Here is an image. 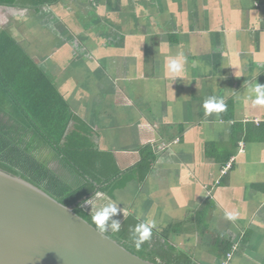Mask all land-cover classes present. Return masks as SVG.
Wrapping results in <instances>:
<instances>
[{
  "label": "crops",
  "instance_id": "1",
  "mask_svg": "<svg viewBox=\"0 0 264 264\" xmlns=\"http://www.w3.org/2000/svg\"><path fill=\"white\" fill-rule=\"evenodd\" d=\"M110 1L85 0L70 19L58 14L67 0L27 9L44 16L37 38L24 15L3 16L26 9L0 6V126L35 122L24 134L34 160L102 185L87 203H116L121 229L154 221L176 254L168 264L229 253V264H264V106L247 99L264 85V0H152L150 24L132 19L135 0H116L105 19ZM212 98L224 110L209 112Z\"/></svg>",
  "mask_w": 264,
  "mask_h": 264
},
{
  "label": "water",
  "instance_id": "2",
  "mask_svg": "<svg viewBox=\"0 0 264 264\" xmlns=\"http://www.w3.org/2000/svg\"><path fill=\"white\" fill-rule=\"evenodd\" d=\"M76 207L0 169V264H155L101 234Z\"/></svg>",
  "mask_w": 264,
  "mask_h": 264
},
{
  "label": "rangeland",
  "instance_id": "3",
  "mask_svg": "<svg viewBox=\"0 0 264 264\" xmlns=\"http://www.w3.org/2000/svg\"><path fill=\"white\" fill-rule=\"evenodd\" d=\"M78 1H80L79 3H77ZM108 1V0H106ZM123 1V0H122ZM124 1H127V2H130V0H124ZM136 3L134 4V7H133V12L134 14H136V16H131L132 19L134 18L135 19V22H142L144 24H150L151 22V17L152 16H147L146 12H145V9L147 10L148 6H150V2H153L152 0H135ZM143 2V4L139 3V2ZM63 2V1H62ZM67 2H69V6L67 4V6L65 7V11L62 10H58V14L61 15V16H64L66 15L68 17V19H70V16H72L73 18H76L75 16H79L82 14L81 11H83L84 7L86 6L87 3H85V0H74L71 1V0H67ZM71 2V3H70ZM113 4H116V0H111L109 2L108 5H110V7L108 6H104L105 7V19H108V17L110 18L111 16H107V14L110 13V9L112 7ZM149 4V5H147ZM102 5H105L104 4H100L99 8L102 7ZM69 7H72L71 9H74V14H70L68 13V8ZM151 7H149V11H150V15H153L155 14V9H152L151 11ZM81 10V11H80ZM90 10H92V8L90 7ZM102 10V9H101ZM99 13H102L103 10ZM159 12V10L157 11ZM76 13V14H75ZM2 14L0 13V16ZM8 16L9 17H14L15 15H24L25 16V27H26V34H29L31 36L30 33H32V35L35 36V38H37V35H38V32L35 30V24H36V20L37 18L35 17H43V15H39L37 16L35 13L34 15L31 14V12H29V10H25V11H21V10H9L7 12H5V14L3 16ZM47 16V15H46ZM101 16V15H100ZM150 17V18H148ZM163 17L162 16L161 18L159 17L158 21L161 22L163 21ZM55 18V17H53ZM52 18V20H54ZM65 18V16H64ZM39 23V21H37ZM36 43H37V40H36ZM149 98H151V94L149 95ZM53 139V142H54V138ZM22 143H24V138L21 140ZM31 148V146L28 147V149ZM30 151V149H29ZM3 165V163L5 162H2L0 161ZM12 167V166H10ZM115 171H116V168L114 167V165H112L111 167H109L108 169H106V172L110 175H115ZM18 173L20 175V177H22L23 179H25L26 181L30 182V183H33L34 185L40 187L42 190H44L46 193H48L50 196H52L54 199L58 200L59 202H65L68 200L69 198V195L70 193L72 192V190H74L76 187H78L77 185L80 183V179L79 178H75L76 179V184H74V181L73 180H68V178L63 174L61 175L58 179H56L55 183L56 184H44V183H47L49 182L47 180V178H39V177H34V176H31V174L25 172L24 170H18ZM54 182V181H53ZM98 205V204H97ZM94 206V205H89L87 211H89L90 213H92L94 216L97 212V210L100 208V206H104L101 202H100V206L98 205V207ZM242 214L238 213V214H234L233 217V222L234 224H238L236 225V227L239 229V226L243 227L241 224V222L243 221V219H245V217L243 216ZM136 221V220H135ZM134 221V219H130V221H128L126 223V225L121 229V231L119 232H116V233H113L111 231L112 234L118 236V233L119 235L123 232H126L130 238L128 241H124L126 242V247L130 250H132L133 252H135L139 257L141 256L143 259L145 260H150V261H153L155 262V264H168L167 260L170 259L172 261H176L175 258H173V256H176V254L174 252H171L167 249L164 248V245L163 243L161 242V236L160 235H157V234H154V232H151L150 236L148 239H146L144 241V243L142 244L141 248L139 250H137L134 246V243L131 239V230H134L136 228L137 225L140 224V222L136 223ZM136 223V225L134 224ZM228 227L230 228L231 225L230 224H227ZM128 236V237H129ZM183 259H186V260H191L190 257H180V258H177V260L182 263V260ZM235 264H238L237 262H235Z\"/></svg>",
  "mask_w": 264,
  "mask_h": 264
},
{
  "label": "trees",
  "instance_id": "4",
  "mask_svg": "<svg viewBox=\"0 0 264 264\" xmlns=\"http://www.w3.org/2000/svg\"><path fill=\"white\" fill-rule=\"evenodd\" d=\"M62 1L63 0H0V6L20 7L24 9H30V10H38L43 7L54 6L56 4L61 3ZM22 123L25 125V127L22 124L23 128H20V129L17 127V125H14V127H12L11 129L9 128L5 129L0 126V161L5 162L3 163V165L0 164V169L12 175L19 176V177L20 175L18 173V170H24L25 172L31 174V176L39 177V178L42 177L45 179L47 178L49 182L44 183L46 185L51 184V183L56 184L55 181L60 176L57 177L56 175H54V173L51 170L46 169L44 168V166L37 163L34 160L33 155L28 152L29 151L27 150L28 147L24 143L21 142V140L24 138V134H28L33 130L31 126L35 122L25 121ZM26 127H28L29 130L26 129ZM60 143H61L60 139L58 140L57 143H55V146L57 147L56 149H60L58 150L59 151L58 153L62 155L63 157H65L67 156V154L61 151ZM48 146L52 148L54 147V145L51 143ZM88 181L89 182H85V183L81 182L80 184H78L77 185L78 187H76L70 193L68 200L65 202H62V204L66 206L76 205L77 207L75 208V212L79 216L87 220L95 228H97V224L94 220L95 216L87 212L84 206H85V201L87 203L93 196L99 193L97 192V189L99 186H102V185L100 184L96 185L94 180L89 179V178H88ZM112 185L113 184H109L107 188H104V190L102 189L103 193L108 192L112 188ZM106 233L109 236H111L114 240L122 244L126 249H128L126 247L127 243L124 241L129 240L130 234L128 235L126 232H123V231L120 235L118 233V236L112 234L111 232H106ZM128 250L136 254L132 250L130 249Z\"/></svg>",
  "mask_w": 264,
  "mask_h": 264
},
{
  "label": "clouds",
  "instance_id": "5",
  "mask_svg": "<svg viewBox=\"0 0 264 264\" xmlns=\"http://www.w3.org/2000/svg\"><path fill=\"white\" fill-rule=\"evenodd\" d=\"M183 61L182 59H172L170 62V69L174 73H179L182 71ZM247 99L252 101L253 106H264V85L256 84L254 88H250L248 92ZM223 100L217 101L215 98H212L209 102L205 104V108L211 112L213 110L222 111L224 110ZM85 205H89L85 201ZM67 209V208H66ZM120 208L116 203H106L104 206L99 208L95 214L94 220L97 224L98 231L101 234L106 232H119L121 229V222L118 219H113ZM229 219L234 217L231 214H227ZM155 222L151 221L148 223H141L136 226L134 230H131V239L134 243V246L139 250L146 239L149 238L151 234V228L154 227Z\"/></svg>",
  "mask_w": 264,
  "mask_h": 264
},
{
  "label": "built area",
  "instance_id": "6",
  "mask_svg": "<svg viewBox=\"0 0 264 264\" xmlns=\"http://www.w3.org/2000/svg\"><path fill=\"white\" fill-rule=\"evenodd\" d=\"M231 168V164L227 166L226 170L223 172V174H225L227 172V170H229ZM236 250V248L234 249ZM233 258V253H229L226 257V261L224 262V264H229V262L232 260Z\"/></svg>",
  "mask_w": 264,
  "mask_h": 264
}]
</instances>
